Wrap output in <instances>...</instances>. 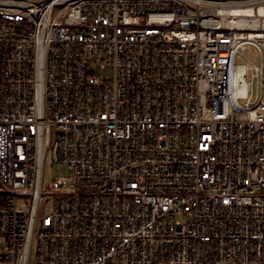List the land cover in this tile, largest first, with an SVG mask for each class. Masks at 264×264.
Listing matches in <instances>:
<instances>
[{"label": "built area", "instance_id": "built-area-1", "mask_svg": "<svg viewBox=\"0 0 264 264\" xmlns=\"http://www.w3.org/2000/svg\"><path fill=\"white\" fill-rule=\"evenodd\" d=\"M0 264H264V0H0Z\"/></svg>", "mask_w": 264, "mask_h": 264}, {"label": "rangeland", "instance_id": "rangeland-1", "mask_svg": "<svg viewBox=\"0 0 264 264\" xmlns=\"http://www.w3.org/2000/svg\"><path fill=\"white\" fill-rule=\"evenodd\" d=\"M245 54L249 59L256 61L257 54L255 53L254 50L247 48ZM92 72L95 74L96 77L102 80L106 76L111 75L110 67H105L104 69H100L99 67H97L96 69H93ZM68 175H69V171L64 165L62 164L51 165L50 163H47L45 168V178L47 180L53 181L57 177H66Z\"/></svg>", "mask_w": 264, "mask_h": 264}]
</instances>
